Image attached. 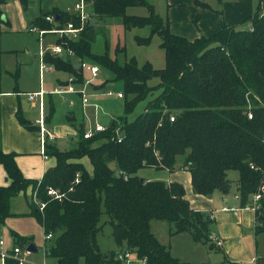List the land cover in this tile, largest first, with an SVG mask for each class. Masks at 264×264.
Masks as SVG:
<instances>
[{
    "label": "trees",
    "instance_id": "obj_1",
    "mask_svg": "<svg viewBox=\"0 0 264 264\" xmlns=\"http://www.w3.org/2000/svg\"><path fill=\"white\" fill-rule=\"evenodd\" d=\"M5 2L0 0V4ZM87 2L96 20L121 18L127 30L149 27V37L136 36L135 41L139 46H148L154 35L160 36L166 65L162 69L150 62L140 66L135 57H126L125 45H118L112 57L107 41L103 54L94 53L97 30L92 20L79 38H58L57 43L65 41L74 50L77 60L91 59L123 83L125 114L89 139L84 138L81 128L76 146L65 152L48 145L57 164L40 182L27 179L16 162V154L4 152L0 144V165L10 181L0 186V223L13 215L11 199L33 185L34 193L46 207L41 213L32 201L30 215L37 219L45 235H52L45 242V255L59 264H80L82 260L84 264H124L116 253L105 254L98 245L102 205L121 252L129 250L147 264H184L154 235L152 221H167L172 225L171 235L191 232L196 241L213 248L210 218L191 208L180 183L148 181L139 172L145 168L186 169L191 173L193 191L211 195L216 190L228 194V172L237 170L241 207L251 203L253 195L264 187L263 0L253 16L193 41L173 34L169 21L155 12L149 0ZM197 3L207 6L203 1ZM132 7H144L148 15L127 14ZM48 15L55 16L54 23L46 20ZM39 20L44 30H52L55 23L58 27L70 21L80 25L77 15L58 6L42 9L36 24ZM4 22L0 9V37ZM246 22L250 26L243 28ZM121 56L125 59L120 60ZM45 62L82 83L83 71L75 67L72 58L48 53ZM153 79L158 83L151 84ZM150 95L154 96L147 101L144 112L128 121L127 116ZM18 120L24 128L36 129L20 114ZM118 129L123 132L121 141ZM84 157L90 160L93 174L80 162ZM49 188L61 192L63 198H51ZM259 205L262 214H257V233L264 232V191ZM10 234L21 248L34 242L32 237L13 231ZM6 264L18 263L9 258Z\"/></svg>",
    "mask_w": 264,
    "mask_h": 264
},
{
    "label": "rangeland",
    "instance_id": "obj_2",
    "mask_svg": "<svg viewBox=\"0 0 264 264\" xmlns=\"http://www.w3.org/2000/svg\"><path fill=\"white\" fill-rule=\"evenodd\" d=\"M149 1L154 5L155 12L163 16L165 0ZM74 2L75 0H70L67 2L68 4L66 6L72 9ZM0 9L3 12V17L8 19V22H4L1 27L0 51L2 77L13 82V76L6 73V71L13 72L16 68L19 75L17 81L20 89L25 91L39 90L40 85L43 86L47 95L39 101L34 112L38 116V120H45L46 117H51L49 123L54 137L57 138L55 144L59 151L65 152L74 147L71 139L74 137L75 139H79L81 128L84 131H88L97 124L108 127L113 120H117L116 118L124 117L125 98L107 95L109 90L115 93L122 92L124 94L123 83L115 80L111 72L102 68L91 59H85L84 62L88 66H98L100 69L99 76L94 78L89 70L84 69L82 70V83L78 82V84L75 85L78 90L84 89L90 102L89 105L82 107L80 96L74 98L76 105L72 107L63 103L61 97L57 95L50 97L49 93L54 91L59 81L69 80L71 76L69 73L60 70H44L42 73L40 71V51L56 45L57 39L59 38L58 35L53 33H48L40 38L38 32H29V29L33 26L46 29L41 25L40 20L37 24L35 22V19L41 15L40 0H27L26 4L22 3L21 0H6L5 3L0 4ZM127 14L146 16L148 15V11L144 7H132L127 10ZM92 21L95 23L97 30L96 41L92 44V51L94 53L103 54L105 52V42L107 41L106 43H109L110 47L109 53L112 57H115V49L118 45H125L126 57L128 59L135 57L140 66L146 62H150L156 69L165 67L166 59L164 50L160 47L162 42L160 36L154 35L151 44L148 46H139L135 41L136 36L149 37V27L127 30L121 18H107L103 20L92 19ZM249 23L250 22H246L244 28L249 27ZM124 59L125 56L120 57V60ZM88 82L89 84H87ZM150 83L157 84L158 79H153ZM153 96L154 95H150L147 100L140 102L134 111L127 116L128 121L131 122L142 114L147 101ZM23 101L27 104H31V101L27 97H24ZM70 115L74 116L72 120L69 119ZM118 130V135L122 136L123 132L120 129ZM43 146L44 145L41 143V151H43ZM45 151L50 153L47 166V170H49L56 166L57 159L54 155H51V152H49L47 148ZM179 160L181 161V159ZM81 163L90 174H93L91 162L87 157L82 158ZM110 166L115 168L114 163H110ZM162 175H168V172H160L150 168L142 169L139 172V176L145 179H163L164 177ZM239 175V171L237 170H230L228 172V178L231 182V190L229 193L231 195L237 192ZM30 180H36V178H30ZM33 190V185H30L25 190L27 192L26 195L23 191L20 195L15 196L16 200L14 204H11L10 201L11 213L16 212L17 214L13 216V219H15V227L9 226L6 220L0 223V241H4V245L0 246V254L11 244L8 228L10 231L16 232L22 237H32L35 243H41L45 238L40 223L34 216L30 215L32 213L31 203L34 196ZM108 220L105 206L102 205L100 220L102 228L97 234V242L101 252L105 254L111 252L118 254L122 249L113 238L112 226L108 223ZM156 221L158 225L157 228L160 230V235H163L165 239L169 240L172 236V229L169 232V228L164 221ZM153 227L154 226H152V228ZM259 239L263 240L264 234H262ZM5 241H8L10 244L7 243L6 246ZM38 249L37 253L31 255L30 259L32 261L37 264H59L56 259L45 257L41 249ZM130 259L133 261L137 260V256L133 253ZM80 264H84L83 260Z\"/></svg>",
    "mask_w": 264,
    "mask_h": 264
},
{
    "label": "crops",
    "instance_id": "obj_3",
    "mask_svg": "<svg viewBox=\"0 0 264 264\" xmlns=\"http://www.w3.org/2000/svg\"><path fill=\"white\" fill-rule=\"evenodd\" d=\"M69 1L52 0L48 3L45 0H40V10L52 9L55 6L66 9ZM198 1L205 2L207 6L203 7L197 3ZM260 5V0H165L164 15L161 16L169 21L170 31L173 34L193 41L202 36L213 35L225 25L237 24L253 16ZM3 18L5 22H8L7 18ZM242 27L244 28V25ZM74 61L77 64V61ZM48 70L56 69L52 67ZM6 73L13 76V82L2 77L0 51V91L3 93L0 97V144L4 152L16 154V162L27 179L36 178L35 181L40 182L48 171L50 153L47 152L48 158H44L41 151L40 127L37 123L39 120L34 112L39 102L35 101L27 104L23 101V98H28V93L40 92L44 91V89L40 85L39 90H22L18 85L19 75L16 76L18 74L16 68L13 72L6 71ZM67 82L68 80L59 81L56 88L66 85ZM53 92L49 93L50 97L57 95L61 97L63 103L68 105V100H74V98L79 96L77 94L58 95ZM46 95L45 92L44 96ZM75 103L74 101L73 106L76 105ZM19 114L36 129L28 130L24 128L18 120ZM73 117V115L69 116L71 119ZM50 118H45V125L51 131ZM56 141L57 138L49 142L48 145L56 147ZM77 141L78 139H75V137L71 139L74 147ZM48 151L50 152L49 149ZM157 171L168 172V175H162L163 179L157 180H164L167 183L177 182L183 185L186 193L185 197L189 201L191 208L195 211L203 212L210 218V236L218 237L222 240L221 246L212 241L214 246L211 248L208 244L196 241L191 232L187 231L172 235L167 240L163 235H160V230L156 224L157 221L153 220L151 223L152 232L155 236H158L156 237L164 246L169 248L173 257L184 264H241L247 263L253 258H256V264H264V239H259L264 232L257 233L256 229L259 226L258 216L253 211L241 208L240 200L237 198L238 192L231 195L230 193L225 194L216 190L211 195L196 194L193 191L191 173L188 170L176 169L169 171L162 169ZM146 180L151 181L154 179ZM9 182L4 167L0 165V186H7ZM24 193L26 195L27 192L24 191ZM15 200L16 197L11 200V204H14ZM12 214L6 221L9 226L15 227L13 216L17 214L16 212ZM164 223H166L170 232L172 225L165 221ZM152 226L154 227L152 228ZM10 232L8 228L11 244L5 241L6 246L7 243L10 244L6 247V251H10L13 246H16ZM37 243L33 242L37 250L40 248L42 253H44V239L41 243ZM124 264L147 263L137 257V260L133 261L130 259Z\"/></svg>",
    "mask_w": 264,
    "mask_h": 264
},
{
    "label": "built area",
    "instance_id": "obj_4",
    "mask_svg": "<svg viewBox=\"0 0 264 264\" xmlns=\"http://www.w3.org/2000/svg\"><path fill=\"white\" fill-rule=\"evenodd\" d=\"M262 7L264 9V0L262 3ZM72 9H73V11H72ZM72 9L70 7H67L66 11H68L70 13H74L75 15L78 16L79 24H80L79 26H76L73 21H70L67 24H65L63 27H58V24L55 23L56 27H54L52 30H44L38 26H33L29 29V31L30 32H38L40 38L44 37L48 33L56 34V35H58V37L60 39L67 37L68 39H74L75 40V39L79 38L80 34L84 31L87 23L89 21H91L92 19H94V13L92 10L91 3L87 2V0H75ZM55 19L56 18L54 15L46 16V20L48 22L54 23ZM48 53L50 55H53V56L70 57L73 60L77 61V63L80 65V69L89 70V72L91 73V75L94 78L99 76V72H100L99 67L95 66V65L88 66L84 61L77 60L76 59V53L74 52V50L72 48H70L67 45V43L65 41H63L62 43H57L56 45L51 46L49 49H45V50L40 51L39 56H40V71H41V73L44 70H48V69L53 67L52 65H49L45 62V55ZM76 84H78V82L76 81V77L71 75L67 84L62 85L59 88H56L53 93L58 94V95H69V94L75 95V94H77L80 96L83 106L89 105L90 102H89L88 97L85 94L84 89L78 90L75 87ZM87 84H89V82ZM1 95H3V93L0 91V97H1ZM44 95H45L44 91L27 94L28 99L31 102H35V101L39 102L40 100L43 99ZM107 95L108 96H115L117 98H123L124 97L122 92L115 93L112 90H109L107 92ZM68 103L70 106H73L74 100L70 99V100H68ZM249 117L251 118L252 115L249 114ZM171 120H174V118H171ZM37 123L39 124V127H40L41 143L45 146V148L43 146L42 155L44 158H48V153L45 150L48 147L47 146L48 143L51 141H54L55 137H54L53 133L46 127L44 119L37 121ZM108 127H103L100 124H97L95 127L91 128L90 130H88L84 133V138L89 139L99 132L106 131L108 129ZM117 132L119 134V130ZM119 141H121V136H119ZM76 181L78 182V179ZM263 191H264V187L261 189V191H259L258 193L253 195L251 203H249L246 206L241 207V208L253 211L254 213L259 214V215L262 214V210L260 209L259 201L262 198V192ZM47 193L51 198L56 199V200H61L64 196L61 192H59L58 190L53 189V188H49ZM237 198H239V195L237 196ZM32 199H33L34 204L38 208V210L41 213H43L44 209L46 207V203L40 201L37 198L36 193H34V196ZM50 239H52L51 234L45 235V238H44L45 242L47 240H50ZM210 239L213 242H215L217 245L221 246L222 240H220L218 237L210 236ZM3 245H4V241L1 240L0 246H3ZM32 254H33V252L28 250V246L25 248H21L19 246H13L10 251H6V250L2 251V253L0 254V264H6V261L9 258L15 259L18 264H37L36 262H34L30 259ZM44 255H45V248H44ZM131 256H132V252L129 250H124L123 252L116 254L117 259H119L122 262H128L130 260ZM241 264H256V258H253L252 260H250L247 263H241Z\"/></svg>",
    "mask_w": 264,
    "mask_h": 264
},
{
    "label": "water",
    "instance_id": "obj_5",
    "mask_svg": "<svg viewBox=\"0 0 264 264\" xmlns=\"http://www.w3.org/2000/svg\"><path fill=\"white\" fill-rule=\"evenodd\" d=\"M75 67L77 68V69H79L80 68V65L77 63V64H75ZM117 176H120V173H117ZM28 250H30L31 252H33V253H36L38 250H37V248H36V246L34 245V244H30L29 246H28Z\"/></svg>",
    "mask_w": 264,
    "mask_h": 264
}]
</instances>
